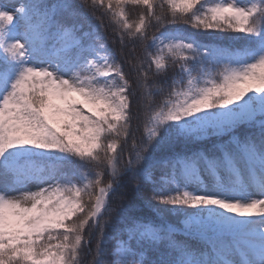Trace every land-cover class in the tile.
<instances>
[{"label": "snow or ice", "instance_id": "6c2138e0", "mask_svg": "<svg viewBox=\"0 0 264 264\" xmlns=\"http://www.w3.org/2000/svg\"><path fill=\"white\" fill-rule=\"evenodd\" d=\"M0 264H264V0H0Z\"/></svg>", "mask_w": 264, "mask_h": 264}, {"label": "trees", "instance_id": "16d2710c", "mask_svg": "<svg viewBox=\"0 0 264 264\" xmlns=\"http://www.w3.org/2000/svg\"><path fill=\"white\" fill-rule=\"evenodd\" d=\"M140 11H142V9H139V8L133 9V8H131V6H130V7H129V18H130V19H135L136 16L139 15V12H140ZM158 11H159V9H158ZM89 19L91 20V22H92L93 24H97V23H98V21H96L95 19H93V18L91 17V15H89ZM186 30H189V31H190V29H187V28H186ZM105 34H106L107 37H108L109 45H110L115 51H117V53H118V52H119V45H118V44H113V43H112V41H113V39H114V36H113V34H112L111 28H109V29L106 31ZM156 100H157V102H158V101H159V97H157ZM134 125H135V122H134ZM141 134H142V128H141L140 131L135 132V135H136V137H137L138 139H139V137L141 136ZM146 195H150V192L146 193ZM144 213L147 214V215H150L149 210H147V209H144ZM94 245H95V241H93V247H94ZM88 259L90 260L91 257H88Z\"/></svg>", "mask_w": 264, "mask_h": 264}, {"label": "rangeland", "instance_id": "374dc122", "mask_svg": "<svg viewBox=\"0 0 264 264\" xmlns=\"http://www.w3.org/2000/svg\"><path fill=\"white\" fill-rule=\"evenodd\" d=\"M7 2H8V0H5V3H7ZM29 187L32 189H35V185H30Z\"/></svg>", "mask_w": 264, "mask_h": 264}]
</instances>
